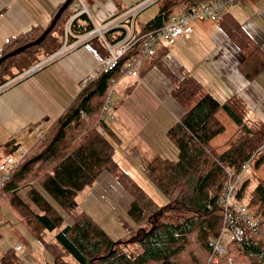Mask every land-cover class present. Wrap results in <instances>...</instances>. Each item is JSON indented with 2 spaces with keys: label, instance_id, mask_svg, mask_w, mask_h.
<instances>
[{
  "label": "trees",
  "instance_id": "trees-1",
  "mask_svg": "<svg viewBox=\"0 0 264 264\" xmlns=\"http://www.w3.org/2000/svg\"><path fill=\"white\" fill-rule=\"evenodd\" d=\"M211 1L227 0H158L164 4L143 32L163 27L181 9ZM249 1L258 0L241 2ZM61 7L53 13L50 24ZM218 22L240 51L250 50L240 63L241 73L249 81L264 74V47L251 48L252 38L230 13L225 12ZM48 27L10 38L0 50V59L36 41ZM91 29L86 15L73 22L76 34ZM118 32L108 34L112 43L121 37ZM49 36L28 50L38 49ZM160 55L153 59L158 60ZM133 56H140L138 45L120 60L116 69L89 82L45 135L24 157H18L17 166L0 190L1 206L38 239L61 227L54 242L46 245L52 261L45 264H264V123L238 95L220 103L205 94L170 128L167 137L178 149L177 159L157 157L144 169L166 202L155 199L128 173L118 175L117 180L132 198L127 217L128 224L135 228L133 238L115 241L89 213L76 214L79 193L91 188L104 173L115 174L119 170L117 143L107 137L106 121L100 117L109 94L126 76V64ZM147 67L149 62L144 63L142 76L148 72ZM201 92V85L192 77L175 80L173 95L182 106L190 104ZM255 154L251 172L237 188V198L245 203L251 219L242 222L243 237L231 238L225 243L226 253L219 255L215 244L224 227L220 201L229 180L228 171H240ZM24 186L26 193L21 195ZM48 197L68 215L74 214L72 223L64 221ZM166 209L171 218L160 220ZM131 244H137L139 252L129 253ZM190 245H194L193 249H189ZM191 251L198 253L199 258L193 261ZM217 256L220 258L213 262ZM3 260L15 264L19 257L10 250Z\"/></svg>",
  "mask_w": 264,
  "mask_h": 264
},
{
  "label": "crops",
  "instance_id": "crops-1",
  "mask_svg": "<svg viewBox=\"0 0 264 264\" xmlns=\"http://www.w3.org/2000/svg\"><path fill=\"white\" fill-rule=\"evenodd\" d=\"M66 1L0 0V50L10 38L48 27L53 13ZM97 1L102 10L114 9L121 13L145 0ZM159 10L149 15L144 25ZM227 12L252 38L251 48L264 47V0L239 2L229 6ZM135 26L138 33L142 32L137 27V20ZM192 30L173 46L163 44L157 54V58L161 54L158 60L146 59L144 63L149 62L150 67H147L145 76H123L114 88L115 95L120 88V94L114 100L116 118L106 121V135L117 143V160L121 152L142 157L140 161L135 159L143 168L146 179L144 169L152 160L157 157L177 159L178 156V149L168 139L167 133L191 106L185 108L174 97L175 80L182 81L186 76L194 78L201 85L203 95L210 94L220 103L238 95L255 117L264 123V74L249 81L241 73L240 63L245 55L228 39L218 21H195ZM93 42L45 63L37 72L24 76L0 93V164L5 163L7 157L17 158L20 149L30 150L39 139L38 133L44 128L49 129L80 94L83 81L99 73L107 53H100L99 45ZM43 56L44 53H38V57ZM47 59L49 57L41 58L34 66ZM169 75L174 78H169ZM137 141L139 144L146 143L148 147L138 148ZM112 189L119 191L120 195L123 192L128 194L117 178L111 173H104L91 188L79 193L76 214L89 213L104 229L103 211L107 203L122 205L127 213L132 202L130 194L128 197L124 194L118 202L113 198ZM117 219L119 222L120 218ZM26 234L29 235L28 232ZM22 237L17 229H0V264L10 263L3 260L10 250L19 257V262L47 263L44 261L48 253L46 245L42 243L33 253H24ZM18 245H22V249L15 252Z\"/></svg>",
  "mask_w": 264,
  "mask_h": 264
},
{
  "label": "built area",
  "instance_id": "built-area-1",
  "mask_svg": "<svg viewBox=\"0 0 264 264\" xmlns=\"http://www.w3.org/2000/svg\"><path fill=\"white\" fill-rule=\"evenodd\" d=\"M158 0H147L144 3L130 8L123 14H118L114 9L109 11L102 10L98 5L97 0H73L70 6V11L73 12L72 19L75 20L81 14H86L92 21L94 28L84 34L83 36L76 35L70 28V24L65 34V43L61 50L56 52L46 61L31 67L24 76H29L37 72L45 63L55 61L66 54L70 53L72 46L85 44L95 38H101L107 50V57L100 68L99 73L93 74L82 83V89L85 88L89 82L98 78L102 74H108L119 66L120 60L124 58L131 50L138 45L139 57L133 56L126 64L125 73L131 77H141V69L146 59H151L156 56L163 43L173 46L182 37L192 33V23L194 21L204 20H219L222 15L227 12L229 6L237 4L242 0H227L213 3H204L189 10H181L176 16L172 17L167 24L162 28L152 30L143 34L137 33L134 26L135 17L142 11L156 3ZM100 23H98L99 21ZM114 28H121L123 31V38L112 43L106 38V34ZM76 38V42L70 43V37ZM69 46H68V45ZM10 86V85H9ZM8 86V87H9ZM7 87V88H8ZM6 87L0 91L3 92ZM114 90L111 91L106 103L101 110V119L104 121H113L116 118L114 109ZM48 128H44L38 133L41 139ZM21 157L25 156L26 151L20 149ZM257 154L246 161L240 171H228V183L223 191L221 198V207L224 211V227L219 240L215 244V252L219 255L226 253L225 243L231 238L240 239L243 237V232L239 231L237 227L238 221H249L251 216L248 215L246 207L241 205L236 197L238 182L244 176L251 172V165L256 161ZM19 158L13 156L7 157L5 163L0 164V190L5 186L9 179L11 171L17 166ZM1 209V207H0ZM3 224L0 219V227ZM228 225V226H227ZM229 227V229H225ZM226 230V231H225ZM230 230V232H228ZM22 245L15 248V252H19Z\"/></svg>",
  "mask_w": 264,
  "mask_h": 264
},
{
  "label": "rangeland",
  "instance_id": "rangeland-1",
  "mask_svg": "<svg viewBox=\"0 0 264 264\" xmlns=\"http://www.w3.org/2000/svg\"><path fill=\"white\" fill-rule=\"evenodd\" d=\"M145 1H147V0H145ZM145 1H143L141 3H144ZM164 2H162V3L161 2H157L156 4L154 3L153 5H151L150 7H148L147 9H145L144 11H142L140 14H138L135 17V19H134V26H135V23H136V20H137V27L140 28V30H142V32H140L139 34L146 33V32H143V29L145 27L144 23L148 20L149 15H151L152 13L156 12L157 10H159L161 8V6L164 4ZM213 2H219V1H211V2H207V3H213ZM141 3H139V4H141ZM139 4H137V5H139ZM70 6H71V4L68 6V8L62 14L63 17L61 16L60 20L58 21L59 23L57 22L58 25L56 24L57 27L55 26L56 29L54 28L55 29V32L52 35H50V36H49L50 33L48 34V36L50 38H48V40L43 45H41L38 49H35V50H26L24 53H21V54L15 56V57H12V58L6 60L5 62L2 63L3 65L1 64L2 66L0 65L1 66V68H0V91L3 90L5 87L7 88L9 85H11L13 83H16L17 81H19V79L24 78V74H25V73L23 74L24 69H26L27 67H29V65L30 64H33L35 61H38L41 58H43V57H38V53L39 52L44 53V54L46 53V55H47L48 53L50 54V53H52V52L55 51L52 54V55H54L56 52H58L59 50L62 49V47L64 46V43H65V34H66L67 29H68L69 23L71 22L70 28L73 30V22L77 18H79L80 16L86 15V14H81L75 20H73L72 19L73 12L70 11ZM195 7H197V6H195ZM181 10H189V9H181ZM126 11H128V10H126ZM126 11L121 12V13H118L117 12V13L118 14H123ZM219 20H214V21H219ZM90 22L92 24V29H93L94 28V25H93V23H92L91 20H90ZM98 23H100V21ZM193 23H192V28H193ZM135 29H136V26H135ZM91 30H89V31H87V32H85L83 34H76L75 31L74 30L73 31H74V33L76 35L83 36L84 34L90 32ZM113 30H119L118 33L121 35V37H116V41H118V40H120V39L123 38V31H122L121 28H114L111 31H113ZM111 31H109L106 34V38L107 39H108V34ZM147 32H149V31H147ZM69 37L71 38L70 39V43L76 42V38H72L71 36H69ZM50 40L52 41V43L49 42ZM80 42H82V41H80ZM80 42L78 43L79 45L77 47L76 46H72L73 50H75V49H77L78 47L81 46L80 45ZM92 42H93L94 45H99L98 51L100 53H103L104 54L105 51H106L105 53H107V50H106L105 45H104V43H103V41H102L101 38H95V39H93V40H91V41H89L87 43H92ZM163 44H165V43H163ZM163 44H162V46H163ZM167 45H169V44H167ZM169 46H171V45H169ZM249 51H245V52H243V54L246 56ZM158 53H159V51H158ZM157 54H156V56H157ZM107 55H108V53H107ZM51 56H48V57L50 58ZM25 65H27V66L24 68ZM28 70H26V71H28ZM115 88H116V86H115ZM116 91H117V93H116V95L114 94L113 100H117V97L120 94V88H117ZM121 96H123V95H121ZM202 96H204L202 93H200L199 95H197V97L192 102H190V104L186 105L185 108H188L190 106L191 107L194 106L202 98ZM128 139H127V141H128ZM122 146L124 147V143L123 142H122ZM137 147L140 148V149H142V148L148 147V145L146 143H140L139 144V142L137 141ZM16 155H17V158L21 156V154L19 152ZM135 158L138 159L139 161L142 160V157L139 156V155H132L131 156V155H126L123 152L119 153L118 154V160H119V163H120V167H119V170L117 171V173L112 174V175L115 178H117L118 175L121 174V173H128L140 186H142L144 189H146L155 199H157L161 203L166 202L163 194L148 180V178L147 179L145 178L144 174L142 173L143 168L139 164V161H136ZM243 178H241V180ZM241 180L238 182V186H239V183L241 182ZM34 185L37 186V187H39V185L37 183H34ZM25 187L26 186H24L22 188L21 195H23V194L26 193ZM115 187H117V186H115ZM112 190H113L112 192H114V196H115L113 198L116 199L118 202H120L119 199H123V195L124 194L127 197L129 196L128 195L129 192H128V194L125 193V192H123V194L120 195L119 191L114 190V189H112ZM236 197H237V193H236ZM48 200L57 209V211H59V214L63 217L64 221H69V222L72 223V219H70V218H73V215L74 214L73 215H68L67 213H65L61 209L60 206H58L56 204V202L53 199H51V198L48 197ZM238 202L242 206L243 205L245 206V203L242 200L241 201H238ZM0 207H1V209H0V219L3 222V224L1 225V228L0 229H4V228L10 227L12 229L19 230L21 232V235L23 236L21 238V241H22V243L25 244L24 253H26V252H32L33 253L34 251L38 250V248L42 245V243L45 244V245H47L49 243L54 242L55 236H56L57 232L61 229V227H59L58 229H56V230H54L52 232H47L45 235L42 236V238L38 239L23 224L19 223L13 217V215L9 213V211L7 210L6 207H4V209H3V207L1 206V204H0ZM103 213H104V221L102 222L103 223L102 225L104 226L105 231L115 241H127V240H129V239H131V238L134 237V235H135L134 234L135 233V228L132 227V226H130L128 224L129 222H128L127 213L125 212V209L122 207V205H116V204H112V203H107V207L104 209ZM113 215H114V218L112 219V216ZM69 216H70V218H69ZM117 218H120V221L119 222H118V219ZM167 218H171V213H170L169 209H166L164 211V215L162 216V218L160 220H166ZM242 222H243L242 220L238 221L237 226H239V228H238L239 231H243L244 232V230L242 228L244 225H243ZM16 224H19V225L16 226ZM122 228L125 229V233L126 234H123V231L124 230ZM225 229H229V227H226ZM25 231L28 232L30 236L27 235ZM244 234H245V232H244ZM121 235H123V236H121ZM193 247H194V245L193 246L190 245L189 246V249H193ZM139 250H140V248H139V246L137 244L136 245L135 244H131L127 251H129V253H133V252L137 253V252H139ZM190 253H191V256H192L193 261L195 260V258H199L198 253H196L194 251H191ZM51 258L52 257L46 252V258L44 257V261L46 260L45 262L49 263V261L50 262L52 261ZM219 258L220 257L217 256V258L213 262H217ZM17 262H19V261H17ZM19 264H25V263L22 260H20ZM209 264H210V261H209Z\"/></svg>",
  "mask_w": 264,
  "mask_h": 264
},
{
  "label": "water",
  "instance_id": "water-1",
  "mask_svg": "<svg viewBox=\"0 0 264 264\" xmlns=\"http://www.w3.org/2000/svg\"><path fill=\"white\" fill-rule=\"evenodd\" d=\"M73 0H67L64 5L62 6V8L59 10V12L57 13V15L55 16V18L53 19L52 23L50 24V26L48 27V29L44 32V34L37 39L36 41L29 43L27 45H24L18 49H16L15 51L5 55L4 57H2L0 59V65L5 62L6 60L15 57L21 53H24L26 50L32 48V47H36L38 45H40L48 36L49 33H51L53 31V29L55 28L57 22L60 20L62 14L64 13V11L68 8V6L71 4Z\"/></svg>",
  "mask_w": 264,
  "mask_h": 264
}]
</instances>
